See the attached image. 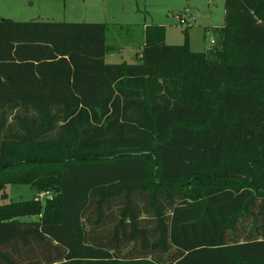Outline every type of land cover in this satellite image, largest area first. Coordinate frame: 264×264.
<instances>
[{
    "label": "trees",
    "instance_id": "obj_1",
    "mask_svg": "<svg viewBox=\"0 0 264 264\" xmlns=\"http://www.w3.org/2000/svg\"><path fill=\"white\" fill-rule=\"evenodd\" d=\"M240 1L215 48L148 26L132 65L105 24L0 20V192L58 193L0 206V264H264V0Z\"/></svg>",
    "mask_w": 264,
    "mask_h": 264
},
{
    "label": "rangeland",
    "instance_id": "obj_2",
    "mask_svg": "<svg viewBox=\"0 0 264 264\" xmlns=\"http://www.w3.org/2000/svg\"><path fill=\"white\" fill-rule=\"evenodd\" d=\"M239 4L245 6L246 2L241 0ZM250 16L257 19L252 13ZM0 20L105 24L107 46L114 50L111 57H106V63L133 64L143 44V30L148 26L164 28L167 46H183L186 31L190 52L203 53L215 48L217 30L224 24V0H0ZM179 20H184L185 26ZM52 198H58L55 189L39 194L27 185H6L0 192V206L33 199L43 206L46 199ZM20 221L36 222L37 218ZM250 227L251 224L247 231Z\"/></svg>",
    "mask_w": 264,
    "mask_h": 264
},
{
    "label": "crops",
    "instance_id": "obj_3",
    "mask_svg": "<svg viewBox=\"0 0 264 264\" xmlns=\"http://www.w3.org/2000/svg\"><path fill=\"white\" fill-rule=\"evenodd\" d=\"M55 23H56V22H55ZM106 45H107V43H106ZM140 50H141V47H140V49H139V52H140ZM139 52L136 53V62H135V63H137L138 60H139L140 57H141V55H138ZM113 53H114L113 48L107 46V53H106L105 58H104L105 63H106V57H111V55H112ZM122 63H125V62H122ZM135 63H133V64H135ZM106 64H107V63H106ZM118 64H121V63H118ZM118 64H108V65H118ZM125 64H127V63H125ZM129 65H132V64H129Z\"/></svg>",
    "mask_w": 264,
    "mask_h": 264
},
{
    "label": "built area",
    "instance_id": "obj_4",
    "mask_svg": "<svg viewBox=\"0 0 264 264\" xmlns=\"http://www.w3.org/2000/svg\"><path fill=\"white\" fill-rule=\"evenodd\" d=\"M193 19H194V18H193ZM179 24L185 26V21H184V20H179ZM210 44H211V45L214 44L212 40L210 41Z\"/></svg>",
    "mask_w": 264,
    "mask_h": 264
}]
</instances>
